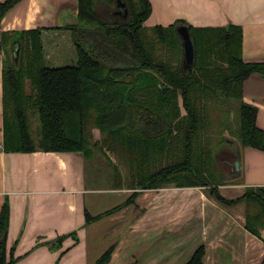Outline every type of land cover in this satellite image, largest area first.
<instances>
[{
    "label": "trees",
    "instance_id": "trees-1",
    "mask_svg": "<svg viewBox=\"0 0 264 264\" xmlns=\"http://www.w3.org/2000/svg\"><path fill=\"white\" fill-rule=\"evenodd\" d=\"M18 1L0 2V20ZM95 1L78 0L76 22L69 25L80 38L74 42L75 65L42 63L41 33L45 28L0 31L3 149L77 152L85 161L94 149L101 152L103 145L114 151L128 171L127 188L133 191L123 203L103 213L91 215L85 210L86 223L127 205L141 189L199 186L207 187L220 204L243 201L245 228L262 239L264 186L246 187L242 195L227 198L212 182L219 149L211 147L209 130L215 131L225 119L234 136L228 148L248 145L264 150L263 131L255 124L257 108L242 97L243 81L252 72L264 73V62L243 60L241 26L195 27L178 19L167 26L147 28L143 22L151 12L149 0H123L126 17L107 24L95 9ZM100 1L98 7H116V0ZM180 26L187 27L194 47L193 66L186 71L180 67ZM145 29H151L153 37L146 39ZM18 44L14 59L11 54ZM165 46L177 62L164 61L153 53ZM100 48L115 62L122 53L125 64H106L97 51ZM212 108L220 111L216 124ZM29 111L38 117L36 141L29 131ZM91 117L93 127L103 134L101 143L98 139L89 142L86 121ZM137 120H147L151 126L137 129ZM106 159L115 168L108 156ZM8 225L5 201L0 210V264L15 261L12 248L9 255L6 251ZM112 249L108 247L95 264H106ZM204 254L205 246L200 244L184 264H203Z\"/></svg>",
    "mask_w": 264,
    "mask_h": 264
},
{
    "label": "crops",
    "instance_id": "crops-1",
    "mask_svg": "<svg viewBox=\"0 0 264 264\" xmlns=\"http://www.w3.org/2000/svg\"><path fill=\"white\" fill-rule=\"evenodd\" d=\"M77 1L20 0L1 18L0 31L40 27L45 28L41 33L44 37L51 29H62L76 22ZM149 2L151 12L143 23L167 26L179 19L195 27L240 25L243 31V60L248 63L264 62V0ZM1 70L0 53V210L6 201L9 205L7 255L12 248L15 258L12 264H95L106 247H93L97 246L93 244L96 236L93 238L89 234L90 226L103 217H109L118 224L123 221L118 213H123L125 208L89 223L85 222L84 212L97 215L124 201L93 213V207L100 202L89 195L91 190L86 182L85 159L80 153L43 150L8 152L3 149ZM242 97L246 103L257 108L255 124L264 136L263 72H252L243 81ZM240 148L241 181L223 185L226 188H241L242 195L246 187L264 186V150L248 145ZM108 190L122 193V196L129 191ZM144 190L154 192L148 194L150 197H160L147 205L143 217L137 216L127 225L132 229L130 236L121 240L106 264H113L115 250L122 244H133V239L140 235V229L142 234L146 233L143 236L146 241L147 233L152 230L176 233L165 241L164 249L157 250L152 257H146L138 264L159 261V255L176 258L182 252L184 256L192 254L200 244L205 246L203 264H217L221 260L231 264L262 263L264 231L261 239L245 228L246 207L243 201L230 206L220 204L199 186L168 185ZM142 193L144 191H138V195ZM145 218L147 220L143 223Z\"/></svg>",
    "mask_w": 264,
    "mask_h": 264
},
{
    "label": "rangeland",
    "instance_id": "rangeland-1",
    "mask_svg": "<svg viewBox=\"0 0 264 264\" xmlns=\"http://www.w3.org/2000/svg\"><path fill=\"white\" fill-rule=\"evenodd\" d=\"M101 4L102 3L100 0L95 1V9L99 12L100 16L103 18V21L105 23L107 24L114 23L115 19L118 20V22H122L123 18H125L120 16L119 14L115 15V11L117 10L115 5L113 4L104 5L105 8H103L102 6L98 7ZM110 18H112L114 22L113 21L111 22L109 20ZM143 25L146 26L147 28H151L152 26H154L150 22L143 23ZM49 32L50 33L48 35H44V37L41 34V43H43L42 63L50 67L75 65L77 63V56L74 48L75 47L74 42L80 39L77 35L78 33L74 29H72L71 26H66L58 30L51 29ZM143 35L146 37V39L149 38V36L153 37L151 29H145V31H143ZM98 37L105 39L104 36L101 34H98ZM87 47L89 48V44ZM148 48L151 49L152 47L148 46L147 49ZM100 50L101 48L98 49L97 51L99 52ZM103 51H100L99 53L104 56L106 64L109 65L115 64L118 65L119 67L125 64V62L122 60V56H124L122 53L120 57H117V61L115 62L113 61V56H111L110 53L108 54L106 52L103 53ZM153 53L160 59H163L164 61H169L171 63L177 62L175 55L172 53V51H170V49H167L166 46L160 49V51L154 49ZM26 90L27 91L29 90V85L27 81H26ZM88 111L91 112L92 110L89 108ZM211 112L215 114L212 117L213 122L215 124L218 123L220 111L216 110L215 112V109L212 108ZM232 118L236 119V116L233 117L232 115ZM86 122H87L86 123L87 131L89 133L88 134L89 142L93 143L94 140L98 139L100 141L99 143H101L103 134L99 132L98 129L93 127L94 124L93 118L91 117L87 119ZM38 124L39 122L36 114H32V112L29 111V131L31 137L35 141L38 138V134H37ZM227 126H229V124L225 119L223 124L221 125L217 124V127L215 126L213 128L215 129V131L212 129L209 130L210 138L213 137V139H211L210 141L211 147L215 146L219 149L216 154V161L218 167L216 166L215 169H213V173H215V175L212 182L216 184L219 192L223 196L228 198H234L241 194L242 189L226 188L224 187L223 184L226 182L241 181V177H242L241 148L238 147L236 153L232 149V147L231 148L227 147L228 142H230L231 138L234 137L230 133V130ZM221 134H223V140ZM230 144L232 143L230 142ZM100 150L101 152L98 151L97 149H94L93 156L89 160L85 161L86 182L89 189L91 190V193L89 195L91 196V198L98 200V202H100L95 204V207H93L94 209L93 213L101 212L105 209L110 208L113 205L120 203L121 201H125L128 198V195L129 196L131 195L133 190L127 188L128 181L126 177L128 175L127 173L128 171L126 167L119 160L117 154L114 151L108 150L104 145L101 147ZM106 156H108L111 159V161L115 165V168L108 163ZM238 162H239V168L238 166L236 168V164ZM115 185H120L121 187H115ZM108 189H124L129 191H127V194H123L122 196V193L115 194L112 191H109ZM139 191L140 192L144 191V193H142L141 195H138L137 193L133 197L130 203L118 209L117 211L113 212L116 213L122 210L123 208H125L123 213H118L120 214L121 216L120 218L123 221H120L118 224H116L115 221L109 220L108 219L109 217H103L100 221L94 223L95 225L93 224L90 226L89 234H92L93 238L96 236V238L93 239V244L97 246H93V247L100 249L101 248L104 249L106 247L104 249L105 251L108 247L112 246L113 248L112 253H113V250L119 243H121V240H125L126 238H128V236H130L132 229L127 228V225L133 221L132 219L136 218L137 216L143 217L146 214L147 205L153 202L154 200H158V197H160V196L157 197L148 196L149 193H154L153 191L150 190L145 191L143 189L142 191L141 189ZM205 191L208 192L207 187L205 188ZM146 220H147L146 218L143 219V223H145ZM140 228H142V226ZM141 230L142 229L139 230L140 235H137L133 239V244L124 243L125 245L122 244L121 247H119V249L115 250L113 264H130L132 262L134 264H138V262H140L142 259L146 257L147 258L152 257L154 254H156L157 250L160 251L164 249L163 247L165 246V241L170 240L173 237V235L176 233L173 231L166 232L165 230H163L162 232H160V230H152L151 233H147V241H146L143 238V236H145L146 233L142 234ZM142 240H144L145 242L143 243ZM112 242L113 244H111ZM183 253L184 252L179 254L176 258H174L173 256L167 258V256L165 255H161V256L159 255L161 261L160 260L155 262L153 261L151 264H155V263L184 264L189 259L191 253L186 254L185 256ZM217 264H231V263L229 261L221 260L217 262Z\"/></svg>",
    "mask_w": 264,
    "mask_h": 264
},
{
    "label": "water",
    "instance_id": "water-1",
    "mask_svg": "<svg viewBox=\"0 0 264 264\" xmlns=\"http://www.w3.org/2000/svg\"><path fill=\"white\" fill-rule=\"evenodd\" d=\"M115 2H116V8H117V10L115 11V15L119 14L122 17H126L128 10H127V5H126L125 1L116 0ZM177 32H178V34L180 36V40H181L183 60L188 65V67L191 68L193 66V60H194V47H193V42L191 40L190 34L188 32L187 27H185V26L178 27ZM19 47L20 46L18 44L16 50L13 51L11 54V56L14 59H16L15 56H16V54H18ZM230 142L232 143V141H230ZM232 149L236 152L238 150V146L233 145ZM237 166L239 168V162L236 164V168H237Z\"/></svg>",
    "mask_w": 264,
    "mask_h": 264
},
{
    "label": "flooded vegetation",
    "instance_id": "flooded-vegetation-1",
    "mask_svg": "<svg viewBox=\"0 0 264 264\" xmlns=\"http://www.w3.org/2000/svg\"><path fill=\"white\" fill-rule=\"evenodd\" d=\"M114 10H116V9H114ZM109 20L111 22L113 21L112 18H110ZM180 67L184 71L189 69L188 65L183 60V56H181V59H180ZM147 125H149V124H147V120H137L136 122H134V127H136L137 129H140V130L143 129V128H147V127L151 126V125H149V126H147ZM228 144H230V143L228 142Z\"/></svg>",
    "mask_w": 264,
    "mask_h": 264
}]
</instances>
